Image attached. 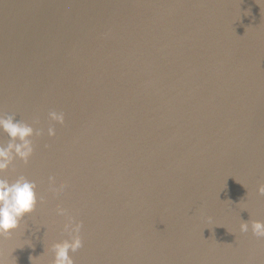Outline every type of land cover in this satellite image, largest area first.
<instances>
[{"label": "water", "instance_id": "95a60500", "mask_svg": "<svg viewBox=\"0 0 264 264\" xmlns=\"http://www.w3.org/2000/svg\"><path fill=\"white\" fill-rule=\"evenodd\" d=\"M0 113L44 131L3 174L46 200L5 264H51L57 205L83 221L75 264H264L240 232L264 221L260 0H0Z\"/></svg>", "mask_w": 264, "mask_h": 264}, {"label": "clouds", "instance_id": "9594fccd", "mask_svg": "<svg viewBox=\"0 0 264 264\" xmlns=\"http://www.w3.org/2000/svg\"><path fill=\"white\" fill-rule=\"evenodd\" d=\"M260 3H264V0H260ZM49 117L51 121L61 125L65 123L63 113L52 111L49 113ZM0 131L9 138L6 146L0 145V238L12 239V234L20 229L21 222L25 220V217L34 213L38 205L46 203V200L39 195L36 182L29 180L24 175L10 180L3 174L13 167L17 158L25 165L30 162L35 152L32 138L43 136L44 131L6 113H0ZM47 135L55 137V127H48ZM49 183L52 186L50 190L57 193L63 192L67 186L63 182L57 186L55 177H50ZM258 192L264 196V184L259 186ZM56 214L65 217L63 231L70 238L51 244L50 250L54 254L51 264H75L71 253H75L83 247V239L80 235L83 221H77L75 216L69 214L68 210L60 205L56 207ZM250 228L257 239H264V221L251 220L240 224L242 233L249 232ZM0 264H5L2 253H0Z\"/></svg>", "mask_w": 264, "mask_h": 264}]
</instances>
